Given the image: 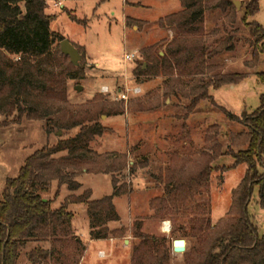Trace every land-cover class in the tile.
I'll return each mask as SVG.
<instances>
[{"label":"rangeland","instance_id":"obj_1","mask_svg":"<svg viewBox=\"0 0 264 264\" xmlns=\"http://www.w3.org/2000/svg\"><path fill=\"white\" fill-rule=\"evenodd\" d=\"M140 1L145 8L125 7L122 0L69 1L65 11L60 9V2L48 6L47 14L57 17L51 32L63 36L82 55L79 67L85 78L67 83V111L80 123L90 125V121H95L101 125L103 135L90 144L93 151L99 155L129 153L127 161L130 165L135 164L137 169L133 174L129 167L120 174L97 175L90 171L75 179L82 185L75 196L91 192L90 200L111 196L113 179L119 187H126V194L113 198L119 221L107 224L111 230L122 229L125 234L122 238L111 236L108 240H92L88 234L87 208L83 204H74L68 209L74 218L72 239L76 236L77 247L73 243L68 248L58 246L64 253L60 259H37L39 264L47 260L50 264H130L132 249L141 242L138 235L153 238L158 243L165 239L171 249L178 239L185 240L186 252L199 248L197 240L183 237L189 232L192 219L200 217L198 207L210 206L213 223L228 217L232 192L238 188L247 170L245 164L232 168L233 159L222 156L229 150L238 152L246 147L244 127L227 118L221 108L237 117L250 114L259 106L264 91L256 77L257 73H264V54L256 63L252 61L254 46L249 43V31L239 20L231 26L218 12L207 13V29L213 31L217 27L220 31L207 45L234 36V51L222 54L213 63L222 66L224 73L244 74L246 78L233 87L223 86L217 91L209 88L208 96L212 99L201 101L195 108L190 107L191 102L203 93L208 76L183 79L184 83L180 85H163L160 79H145L150 83L137 96L129 94L127 101H115L101 93L104 86L115 94L118 90L124 92L126 88H135L127 81L141 61L136 58L127 62L125 56L136 55L157 41L168 42L165 40L168 32L161 29L158 22L180 10L179 0ZM238 2L237 10H240L241 1ZM128 3L133 4L134 0ZM124 15L142 19L146 26L135 31L133 28L137 25L133 24L125 29ZM73 17L80 23L73 21ZM249 22H256L264 29V0L260 1L258 13ZM57 46L58 43L54 44L52 55L59 53ZM162 49L165 51V46ZM77 87L82 90L78 92ZM173 93L179 95L178 99L171 97ZM96 96L108 100L103 114L93 102ZM169 103L171 105L166 107ZM116 110L121 115L113 116ZM48 127L49 122L24 119L14 123L13 119H4L0 115V199L7 179L18 177L27 158L44 147L55 146L59 138L68 139L79 131L75 128L69 133L55 130L48 134ZM207 167L212 169L209 178L194 187L191 193H180L176 198L167 195L174 191L175 185L189 183ZM224 167L231 168L223 173L220 169ZM51 185L45 197L53 202L52 209L57 210L71 193L63 186L56 197L58 185ZM257 201L255 190L248 214L263 233L264 213ZM230 219L226 218L228 222ZM164 223L170 226L168 232L162 229ZM36 246L34 243L27 245L19 264L29 263V253ZM171 264H183V254H174L172 250Z\"/></svg>","mask_w":264,"mask_h":264},{"label":"trees","instance_id":"obj_2","mask_svg":"<svg viewBox=\"0 0 264 264\" xmlns=\"http://www.w3.org/2000/svg\"><path fill=\"white\" fill-rule=\"evenodd\" d=\"M69 1L84 0H0V115L4 119H13L14 123L24 119L49 122L48 134L55 130L69 133L79 128L68 139L59 138L55 146L34 153L26 159L16 179H7L0 199V264H19L22 251L29 243L37 246L30 251L28 264H39L37 259H60L64 253L58 246L68 248L73 243L77 247L76 236L72 239L74 218L68 209L74 204H83L87 208L92 240H108L111 236L119 239L125 235L122 229L111 230L107 224L119 221L113 198L126 194V187H119L113 179L111 196L90 200L91 192L74 194L82 187L75 179L84 173L120 174L129 167L133 174L137 166L128 163L129 153L99 155L93 151L90 144L103 135L101 125L95 121H90V125L80 123L67 111V83L82 81L85 74L81 67L71 64L59 46V53L52 55L54 44L59 45L65 38L51 32L57 17L48 15L47 10L49 4ZM236 1L180 0L181 11L158 22L161 29L174 31V37L168 43L159 42L138 53L137 59L141 62L133 71L136 82L156 78L162 80L163 85H180L184 83L183 79L208 76L203 93L192 100L191 108L212 99L208 96L209 88L217 91L223 86L241 83L246 75L224 73L222 66L213 63L222 54L234 51L235 37L215 40L212 42L215 48L207 45L220 31L217 27L213 31L207 29L206 15L218 12L231 26L239 20L249 31L254 63L264 54V29L256 22H249L258 13L261 0H238L242 5L240 10L234 5ZM72 20L80 23L74 17ZM133 24L136 22L126 19L127 28ZM163 46L166 49L160 56ZM256 77L264 87V73H257ZM172 96L179 97L177 93ZM260 96L256 110L242 117L221 108L227 118L244 127L246 147L238 152L229 150L222 156L233 159L232 168L245 164L247 170L238 188L232 192L233 201L226 217H231L232 222L224 218L213 223L210 206L198 207L200 217L192 219L191 228L183 237L197 240L200 247L185 252L183 264H264V232L260 233L248 214L255 190L257 203L264 213V91ZM93 102L101 114L106 112L108 100L96 96ZM116 115L121 112L114 111L113 116ZM230 168L220 170L224 173ZM211 172L212 169L207 167L189 183L175 185L174 191L167 195L176 198L180 193H191L194 187L207 181ZM52 183L58 185L56 197L63 186L71 193L57 210L52 209L53 202L45 197ZM235 215L238 216L232 218ZM137 237L141 242L132 249L130 264L172 263L173 249L165 239L158 243L153 238ZM42 264L50 263L47 260Z\"/></svg>","mask_w":264,"mask_h":264},{"label":"crops","instance_id":"obj_3","mask_svg":"<svg viewBox=\"0 0 264 264\" xmlns=\"http://www.w3.org/2000/svg\"><path fill=\"white\" fill-rule=\"evenodd\" d=\"M122 2H123V5L125 6V7H128V8H133V9H136V8H145V6L143 5V3H142V1H140V0H134V3L133 4H130V3H128L129 2V0H122ZM68 2H61L60 3V9H66V4H67ZM179 3H180V10L178 11V12H180L181 11V2H180V0H179ZM49 5H51V4H49ZM178 12H176V13H178ZM171 14H173V13H171ZM167 17V16H166ZM131 19L132 21H134V22H136V25H137V28L135 29V28H133V30H140V28H143L144 26H146V23H145V21H143L142 19H139V18H132V17H128V16H125L124 15V28L125 29H129V28H127L126 27V19ZM161 20V19H160ZM159 20V21H160ZM163 30H166L167 32H168V38L167 39H165V40H168V42H170V40L174 37V31H172L171 29L169 30V29H163ZM160 41H157V42H155L154 44H157V43H159ZM167 42V43H168ZM71 43V42H70ZM72 44V43H71ZM154 44L153 45H151V46H154ZM73 45V44H72ZM74 46V45H73ZM142 50V49H141ZM140 50V51H141ZM164 52L165 51H161L160 53H159V55L160 56H163L164 55ZM138 53H139V51H138ZM138 53L136 54V55H138ZM87 57V56H86ZM137 60V59H136ZM133 71L134 70H132V74H131V77H130V79L127 81L128 83L129 82H132V84H134L135 85V87H140L141 88V90H143L144 88H145V86H147L148 85V83H150L149 81H146V80H142V81H138V82H136V80L134 79V76H133ZM156 80V78L154 79V80H151V81H155ZM107 87V86H106ZM230 87H233V86H230ZM134 88V87H133ZM119 91H121V90H118V92ZM158 91V90H157ZM171 105V103H169V105H166V107H169ZM85 174V173H84ZM82 186V185H81ZM221 219H223V218H221ZM220 220V219H219ZM219 220H217V221H219ZM216 221V222H217ZM90 233V230H89V225H88V234Z\"/></svg>","mask_w":264,"mask_h":264},{"label":"water","instance_id":"obj_4","mask_svg":"<svg viewBox=\"0 0 264 264\" xmlns=\"http://www.w3.org/2000/svg\"><path fill=\"white\" fill-rule=\"evenodd\" d=\"M235 7L239 9V2L236 1L234 3ZM60 51L62 54L69 58V61L71 64H73L75 67H78L82 56L79 53V51L71 44L68 40H63L59 44ZM76 90L80 92L82 90V87H77ZM172 249L174 254H184L186 252V242L183 239L175 240L172 244Z\"/></svg>","mask_w":264,"mask_h":264},{"label":"built area","instance_id":"obj_5","mask_svg":"<svg viewBox=\"0 0 264 264\" xmlns=\"http://www.w3.org/2000/svg\"><path fill=\"white\" fill-rule=\"evenodd\" d=\"M136 55H126L125 56V61L127 62H133L135 59H136ZM141 92V88L138 86V87H135V88H126L124 92L119 91L118 94H115L113 93L109 87H106L104 86L102 89H101V93L103 95H109L112 97V100H115V101H127L128 100V95L129 94H132L134 96H137L139 93ZM163 231L164 232H168L170 230V226L167 224V223H164L163 225Z\"/></svg>","mask_w":264,"mask_h":264}]
</instances>
